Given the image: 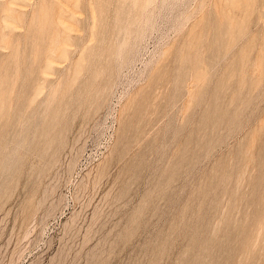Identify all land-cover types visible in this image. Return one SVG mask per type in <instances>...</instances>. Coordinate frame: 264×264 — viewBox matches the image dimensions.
Masks as SVG:
<instances>
[{
	"label": "rangeland",
	"instance_id": "obj_1",
	"mask_svg": "<svg viewBox=\"0 0 264 264\" xmlns=\"http://www.w3.org/2000/svg\"><path fill=\"white\" fill-rule=\"evenodd\" d=\"M0 264H264V0H0Z\"/></svg>",
	"mask_w": 264,
	"mask_h": 264
},
{
	"label": "built area",
	"instance_id": "obj_2",
	"mask_svg": "<svg viewBox=\"0 0 264 264\" xmlns=\"http://www.w3.org/2000/svg\"><path fill=\"white\" fill-rule=\"evenodd\" d=\"M102 140H104V139H102ZM100 143H101V142H100ZM84 156H85V154H84V152L82 151V153H81V156H80V157L84 159ZM89 159H90V158H89ZM89 159H87V158H86V161H87V160H89Z\"/></svg>",
	"mask_w": 264,
	"mask_h": 264
},
{
	"label": "bare ground",
	"instance_id": "obj_3",
	"mask_svg": "<svg viewBox=\"0 0 264 264\" xmlns=\"http://www.w3.org/2000/svg\"><path fill=\"white\" fill-rule=\"evenodd\" d=\"M36 45V44H35ZM50 50H52V49H50ZM69 66V65H68ZM68 72V71H67ZM53 92V91H52ZM2 98V97H1ZM9 106V105H8ZM123 108V107H122Z\"/></svg>",
	"mask_w": 264,
	"mask_h": 264
}]
</instances>
